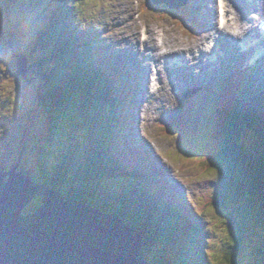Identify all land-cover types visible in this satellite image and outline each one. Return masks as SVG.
<instances>
[{"label":"trees","instance_id":"trees-1","mask_svg":"<svg viewBox=\"0 0 264 264\" xmlns=\"http://www.w3.org/2000/svg\"><path fill=\"white\" fill-rule=\"evenodd\" d=\"M31 2L27 7L43 22L35 43L42 57L34 66L31 63L39 66L33 89L51 122L48 143L57 146L56 163L41 166L40 173L31 170L33 179L137 229L143 235L149 264H211L213 256L203 253L207 230L201 220L206 215L203 209L211 207L204 195L194 192V199H189L194 212L182 196L171 194L172 187L163 179L128 169L122 161L121 130L128 124L125 112L130 102L123 75L103 65L110 59L100 56L93 33L84 32L78 22L80 14L93 6L100 11V7L93 0ZM45 3L52 8L43 9ZM237 101L210 108L216 148L205 160L200 157L205 169L218 174L217 199L222 200L211 204L228 216L222 225L230 232L217 264H240L233 253L243 248L248 228L264 226V114ZM244 125L254 131L255 145L249 149L240 144ZM103 129L107 130L105 139L99 134ZM105 163L109 170L103 169Z\"/></svg>","mask_w":264,"mask_h":264},{"label":"rangeland","instance_id":"rangeland-1","mask_svg":"<svg viewBox=\"0 0 264 264\" xmlns=\"http://www.w3.org/2000/svg\"><path fill=\"white\" fill-rule=\"evenodd\" d=\"M218 1L204 0L202 7L198 9L201 14L198 19L200 33L196 39L189 36L193 32L178 23L173 17L174 12L164 5L156 6L158 7L157 13L148 10V7H145V14L141 12L144 3L151 2L150 0H93V3H97V7H100V11L99 8L96 9L93 6L78 17V22L85 26L88 25L82 26L84 31L90 30L89 33H92L95 30V35L92 38L94 48L97 51L101 50L104 56H111L109 58H112L113 64L122 65L128 71L130 85L133 89L131 91L137 97H132L129 94L133 102L131 109H128L131 116L130 123L127 130L124 131L127 138L126 142L138 147V152L142 153V150L151 152L152 157H155H153L155 164L158 165L159 174L156 177L163 179L168 186L179 190L177 185H180L185 190L183 196L187 195L191 198H194L193 190L202 192L204 199L208 200L211 207L203 210L206 214L204 217L208 222L207 228L210 229L206 235L212 237L210 255L213 257L211 260L210 256L211 264H217V257L221 255V248L224 242H227L230 230L222 225L228 216L222 212L220 207L215 208L211 204L213 200H222L221 198L217 199L215 185L217 183V171L212 168L205 169L207 167L204 166V163H200L202 159L198 157L200 154H202L201 157L210 155V150L216 148L212 144L214 124L210 119L211 112L208 109V102L216 100V92L220 89L219 81L223 82L221 85H229L230 83L235 85L242 82L246 86V78H251L253 92L264 104V80H261V70L257 68L252 71L251 76L245 74V67L240 62L244 56L241 57L232 52L228 41L229 36L225 30L220 28ZM100 2H103L102 6ZM43 5L45 7L43 9L51 7L50 3ZM27 6H32L31 0H0V172L10 171L14 166H18V171H24L26 174L30 172V176H33L34 173L31 170L35 169L40 173L41 166L56 163L53 155L57 146L54 142L48 143L49 131L52 128L51 122L48 121L47 114L39 106L36 92L33 89L37 83L35 72L39 66L32 67V64L34 66V63L42 57L41 51L35 48V43L39 24L42 26L43 22L37 20V14H34V11ZM162 9L171 12L166 13L161 11ZM230 11L235 14V11ZM255 19L254 26L259 20L257 15H255ZM213 21L215 24L211 27ZM155 23L162 25L163 34H166L170 51L181 53L182 44L205 45L204 40L207 38L215 39L218 41L220 49L212 50L214 56H209L207 63H215L216 59L224 56L231 64L237 66L239 71L234 75L228 71L223 79H220L221 74L215 63L216 77L208 79L211 76L207 78L205 75H201L204 81L195 85L191 73L185 69H180L179 75L184 81V88L180 91L175 87L176 85H170L174 92L170 93L169 102L165 109L156 104L155 101L167 98L166 95H161L156 100H150L149 103L141 107L140 103L144 99V94L141 92L143 78L142 81L135 79L132 72L135 71L136 62H138V66H142L141 69H145L149 65L148 62L143 61L141 55L144 52L142 37L148 36L151 39ZM221 32L223 35L219 36ZM104 47L108 52L105 51ZM236 51L240 53V47ZM145 52L150 53V51ZM13 55L29 58L27 66L21 67L24 74L28 68L26 77L18 75V61ZM161 57H156V59L159 60ZM137 58L140 61H137ZM172 81L174 80L172 79ZM246 105L252 106L257 113L260 112V108L249 100ZM151 107L158 109L154 116V122L144 124L143 121L147 118L145 111ZM167 109L174 110V112L169 116L164 115ZM191 113H194L193 119L187 121L190 125L196 126L194 128L196 133L187 130L179 138L178 134L170 137L160 135V126L181 128L183 124H186L188 117L185 118V116ZM139 116L142 117L140 123ZM99 134L105 139L107 130L103 129ZM254 139V131L249 125L245 126L244 132L241 133L240 144L249 149L255 145ZM176 143L180 146L181 154ZM46 146L47 148L53 147V149L46 150ZM133 146L129 147L128 153ZM105 168L110 169L108 163H105L103 169L105 170ZM183 168L186 169L183 171ZM85 172L87 173V170ZM90 176L92 177V174ZM114 183L119 185V182ZM207 183H209V188L206 189ZM225 192L221 189L223 196ZM39 201L36 198L27 208L26 213L34 210L32 208H36ZM33 204L35 205L32 207ZM248 229V236L243 248L233 254L240 261V264H264V226L258 225Z\"/></svg>","mask_w":264,"mask_h":264},{"label":"water","instance_id":"water-1","mask_svg":"<svg viewBox=\"0 0 264 264\" xmlns=\"http://www.w3.org/2000/svg\"><path fill=\"white\" fill-rule=\"evenodd\" d=\"M13 56L26 77L27 57ZM36 198L39 204L26 213ZM143 240L120 218L68 200L18 166L0 172V264H149Z\"/></svg>","mask_w":264,"mask_h":264},{"label":"bare ground","instance_id":"bare-ground-1","mask_svg":"<svg viewBox=\"0 0 264 264\" xmlns=\"http://www.w3.org/2000/svg\"><path fill=\"white\" fill-rule=\"evenodd\" d=\"M219 2V16L221 20L220 28L227 32V36H229V40L231 41H229V46L235 47L233 43L247 32L256 33L254 26L256 20L255 15L259 16L260 18H264V0H219ZM230 10L235 11V14H233ZM79 24L81 23L79 22ZM214 24L215 22L213 21V24H211L210 26L212 27V25ZM81 26L86 27L88 25L85 26L81 24ZM162 28V25H160L159 23H155V27L152 30L153 36H151V39L148 36L143 37L142 47L144 52L142 53V56L144 57L145 62H149L146 59L148 57H153L154 59L159 56L167 58L178 57L187 70H189L193 75L198 74L197 77H199V79L198 81H196L195 85L202 82L201 75L204 74L208 78L214 73L215 63H205L208 61L205 51H211V45L215 41V39H209L205 47L197 43L187 45L182 44L181 53H176L169 50L167 37L166 34H163ZM222 35L223 32L219 33V36ZM197 36L198 35L193 36V39H196ZM156 38L161 43H159ZM247 40V36L243 37L240 41V46H244L246 47V49H250L253 42ZM145 51H150V53H146ZM156 62H158L157 59ZM219 62L222 63L223 61L217 60V63ZM152 63H154V61ZM160 63L161 65H163V67H160L159 71L154 74L158 77L155 83L152 84L150 77H148L149 73L150 76L152 75L151 69L150 72L147 71L146 73V84L144 83V89H141V92L145 94L144 99L140 103L141 107H143L144 104L149 103L150 100H156L157 97L161 95H166L167 98L158 100L156 104L161 105L162 107H166L169 102L168 97H170V93L174 92L173 88L170 86V82L172 79L174 81L179 80L178 75L173 76V73L177 74L179 73V71L178 69H174V65L164 60H160ZM159 66L160 64H158V67ZM139 67L142 66L139 65ZM259 68L261 69V77L264 79V64H260ZM175 87L180 89L181 83L178 81ZM148 112L151 116H154L156 112H158V109L151 107L148 109ZM141 119L142 117L140 116V122Z\"/></svg>","mask_w":264,"mask_h":264},{"label":"clouds","instance_id":"clouds-1","mask_svg":"<svg viewBox=\"0 0 264 264\" xmlns=\"http://www.w3.org/2000/svg\"><path fill=\"white\" fill-rule=\"evenodd\" d=\"M37 182V181H36Z\"/></svg>","mask_w":264,"mask_h":264}]
</instances>
